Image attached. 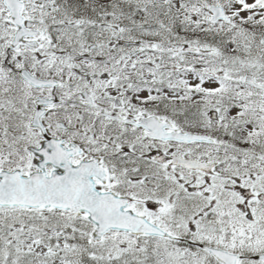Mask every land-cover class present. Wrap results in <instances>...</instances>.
I'll use <instances>...</instances> for the list:
<instances>
[{"label":"snow or ice","instance_id":"snow-or-ice-1","mask_svg":"<svg viewBox=\"0 0 264 264\" xmlns=\"http://www.w3.org/2000/svg\"><path fill=\"white\" fill-rule=\"evenodd\" d=\"M0 264H264V0H0Z\"/></svg>","mask_w":264,"mask_h":264}]
</instances>
